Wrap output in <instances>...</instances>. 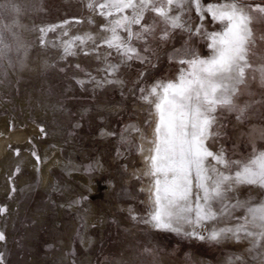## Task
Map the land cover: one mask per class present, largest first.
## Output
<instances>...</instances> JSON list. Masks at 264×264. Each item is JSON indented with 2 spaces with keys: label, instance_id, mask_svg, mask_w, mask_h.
Here are the masks:
<instances>
[{
  "label": "rangeland",
  "instance_id": "1",
  "mask_svg": "<svg viewBox=\"0 0 264 264\" xmlns=\"http://www.w3.org/2000/svg\"><path fill=\"white\" fill-rule=\"evenodd\" d=\"M90 3L0 0V122L6 119L8 133L35 127L26 143L8 141L9 160L0 178V232L5 235L0 264H264V239L258 235L209 238L210 231L243 223L249 205L264 204L259 186L237 185L223 201H210L218 216L223 204H245L215 221H197L190 214L191 223H173L177 232L158 228L151 219L157 188L163 197L165 182L174 178L157 170L168 162L163 128L157 132L162 89L155 97L151 89L178 82L192 71L190 61L209 58L208 34L221 25L195 10H174L179 26L146 11L130 31L117 30L135 49L128 58L124 49L108 47L105 38L112 34L103 28L122 15L130 18L132 10L103 17ZM244 4L255 9L264 7V0H241ZM252 27L251 67L245 69L244 83L235 85L236 108L217 105L204 140L210 151L241 165L264 152V41L259 39L264 20ZM51 28L55 31H40ZM55 149L63 165L50 166L44 183L43 156ZM25 155L37 162L36 169ZM203 166L212 177L209 191L219 173L236 171L212 157ZM77 169L95 175L91 183L76 178ZM191 180L189 203L195 208L205 204L196 200L195 168Z\"/></svg>",
  "mask_w": 264,
  "mask_h": 264
},
{
  "label": "snow or ice",
  "instance_id": "2",
  "mask_svg": "<svg viewBox=\"0 0 264 264\" xmlns=\"http://www.w3.org/2000/svg\"><path fill=\"white\" fill-rule=\"evenodd\" d=\"M88 7L100 9L98 14L103 17H112L114 13L132 10L130 18L128 15H122L114 21V26L103 28V31L112 34L111 39L105 38L108 47L124 49L125 55L135 53V49L127 45V38L121 39L117 30L130 31L129 25L140 24L146 11L172 22L174 26H179V17L173 15L174 10H195L201 15H210L214 22L221 25L219 31L208 34L213 50L209 58L190 61L192 71L181 75L178 82L158 84L151 89L153 97L157 95V89H162L159 103L156 104L160 112V128H157V132L163 128L161 143L165 145L164 159L168 162L164 169L157 170L174 173V178L165 182L163 197L159 187L157 188V207L151 219L158 228L178 232L179 229L174 228L173 223L181 220L191 223L190 214H195L197 221H215L226 214L231 216V210L234 208L245 207V204L238 200L234 205L223 204L218 216L209 202L217 199L223 201L227 198V193L234 191L237 185H256L264 188V152L256 154L254 159L241 165L236 161H226L222 155L210 151L204 140L210 134L209 130L215 121L212 113L217 105L236 108L232 99L237 92L235 85L244 83L245 69L251 67L248 63V52L249 47L255 43L252 25L257 19L264 20V7L257 5L253 9L248 4L241 6V0H209L207 4L203 0H93ZM40 31H55V28ZM144 31L147 33L150 29L145 27ZM140 38L142 37L137 36V39ZM88 39L93 38L89 36ZM259 39L264 41V35ZM128 58L131 56L128 55ZM261 71L264 72V68ZM238 110L243 112V109ZM160 151L161 148L157 146V157ZM207 157H212L230 170L236 169L233 176L219 173L211 191L207 181L212 177L206 174L203 166ZM193 168L200 181L197 185L196 200L205 201L204 205L197 204L195 208L189 203L192 196ZM229 181L231 183H228ZM246 211L247 215L242 218L243 223L232 228L210 231L209 238L216 240L231 234L239 240L243 234L246 238L258 235L264 239V204L249 205ZM250 227L259 228L261 231L255 233L249 230ZM3 240L5 235L0 232V241ZM2 259L0 256V260Z\"/></svg>",
  "mask_w": 264,
  "mask_h": 264
},
{
  "label": "bare ground",
  "instance_id": "3",
  "mask_svg": "<svg viewBox=\"0 0 264 264\" xmlns=\"http://www.w3.org/2000/svg\"><path fill=\"white\" fill-rule=\"evenodd\" d=\"M35 127L34 126H29V127H25V128H19L16 131H12V132H7V121L6 119L3 117L2 122H0V178L3 175V170L5 168L6 165V161L9 160V152L8 150V141L9 138H16L19 139L22 143L23 142H27L28 140V136H29V132L31 130H34ZM45 152L47 153L48 151L45 150ZM58 149L53 150V152L50 154L49 157H46L45 155L43 156V166H42V173L44 176V183H47L49 180V174H48V169L50 168V166L56 164L58 166H62L63 163V159L61 156H58ZM26 160H28L29 164H31V166L33 167V169H36L38 167L37 162L33 159V157H31L30 155H25L24 157ZM41 170V169H40ZM74 175L76 176V178H78L80 181H84V182H89L91 183V177L94 176H89L86 175L85 173L81 172L80 170H76L74 172ZM94 187V186H93ZM94 190L96 189H90V191L94 192Z\"/></svg>",
  "mask_w": 264,
  "mask_h": 264
}]
</instances>
